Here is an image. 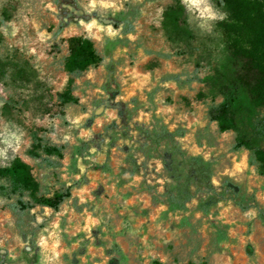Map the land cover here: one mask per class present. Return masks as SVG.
<instances>
[{
    "label": "rangeland",
    "instance_id": "rangeland-1",
    "mask_svg": "<svg viewBox=\"0 0 264 264\" xmlns=\"http://www.w3.org/2000/svg\"><path fill=\"white\" fill-rule=\"evenodd\" d=\"M66 1L0 0V166L21 160L40 195L71 191L23 211L0 192V264H264V175L208 117L224 8L180 0L178 37L173 0H70L92 15L61 25ZM71 36L99 55L73 76Z\"/></svg>",
    "mask_w": 264,
    "mask_h": 264
},
{
    "label": "trees",
    "instance_id": "trees-1",
    "mask_svg": "<svg viewBox=\"0 0 264 264\" xmlns=\"http://www.w3.org/2000/svg\"><path fill=\"white\" fill-rule=\"evenodd\" d=\"M70 0L60 4L61 25L67 18L89 19L92 14L77 12ZM226 11V16L216 22L223 35L226 53L223 62L210 77L212 91L219 94L221 101L209 109L208 117L220 131L234 129L236 132L233 149H244L249 153V163L264 175V0H216ZM185 8L180 0H173L163 12V23L178 37H190L187 29ZM80 16H79V15ZM103 22L109 20L99 18ZM126 29V32L130 31ZM99 61V55L91 39L71 36L67 39V55L64 68L70 76L77 74ZM62 104L77 103L71 88L59 92ZM49 153L61 155V148L43 145ZM38 157L36 152H31ZM0 180L7 185L0 186L5 196L17 195L16 205L20 211L37 205L58 210L65 199L71 196L69 188L58 190L51 196L40 195L37 183L32 179L28 167L18 158L7 166H0ZM28 196L27 199H23ZM153 264H161L157 261Z\"/></svg>",
    "mask_w": 264,
    "mask_h": 264
},
{
    "label": "clouds",
    "instance_id": "clouds-1",
    "mask_svg": "<svg viewBox=\"0 0 264 264\" xmlns=\"http://www.w3.org/2000/svg\"><path fill=\"white\" fill-rule=\"evenodd\" d=\"M197 7H198V5H197ZM204 11H207V9H205ZM203 14H204V12L202 11V12H201V15H203Z\"/></svg>",
    "mask_w": 264,
    "mask_h": 264
}]
</instances>
